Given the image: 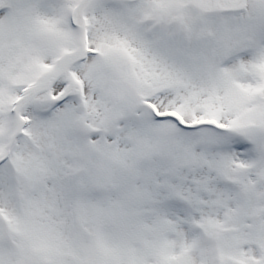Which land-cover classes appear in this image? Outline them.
I'll use <instances>...</instances> for the list:
<instances>
[{
    "label": "snow or ice",
    "instance_id": "6c2138e0",
    "mask_svg": "<svg viewBox=\"0 0 264 264\" xmlns=\"http://www.w3.org/2000/svg\"><path fill=\"white\" fill-rule=\"evenodd\" d=\"M0 264H264V0H0Z\"/></svg>",
    "mask_w": 264,
    "mask_h": 264
}]
</instances>
